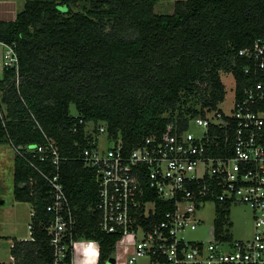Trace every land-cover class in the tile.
I'll list each match as a JSON object with an SVG mask.
<instances>
[{
  "label": "trees",
  "instance_id": "16d2710c",
  "mask_svg": "<svg viewBox=\"0 0 264 264\" xmlns=\"http://www.w3.org/2000/svg\"><path fill=\"white\" fill-rule=\"evenodd\" d=\"M157 2L24 0L13 20L0 21V38L18 57L17 67L1 70L0 145L53 141L77 221L74 240L97 242L98 264L113 257L119 236L98 227L96 175L79 159L89 141L78 120L103 125L126 147L161 135L172 121L185 125L223 101L221 72L242 90L246 65L238 52L264 35V0H180L172 14H156ZM147 198L154 221L172 208L148 191ZM13 199L33 209L30 239L13 240V264H53L50 187L16 154ZM215 226L221 232L223 221Z\"/></svg>",
  "mask_w": 264,
  "mask_h": 264
},
{
  "label": "built area",
  "instance_id": "2783aa9c",
  "mask_svg": "<svg viewBox=\"0 0 264 264\" xmlns=\"http://www.w3.org/2000/svg\"><path fill=\"white\" fill-rule=\"evenodd\" d=\"M0 49V69L17 67L14 45L0 38ZM238 57L245 60L246 82L237 92L234 79L230 114L219 104L203 108L204 116L187 119L185 125L172 121L161 135L147 136L133 147L110 138L103 125L78 120L89 141L79 159L96 175L98 227L119 236L114 263L122 250L127 264L143 256L151 264H264V35ZM192 127L199 129L197 136ZM11 147L50 187L46 211L51 214L47 233L53 264H78L74 253L80 241L73 236L77 221L61 183L62 158L56 146L48 140L44 145ZM147 191L172 205L157 221ZM205 202L218 206L215 222L220 218L223 228L218 233L214 223L206 243L188 241L186 229L198 223L195 212ZM235 204L249 205L253 211L252 236L245 241L223 232L229 227V207ZM83 241L84 262L98 264V243Z\"/></svg>",
  "mask_w": 264,
  "mask_h": 264
},
{
  "label": "rangeland",
  "instance_id": "374dc122",
  "mask_svg": "<svg viewBox=\"0 0 264 264\" xmlns=\"http://www.w3.org/2000/svg\"><path fill=\"white\" fill-rule=\"evenodd\" d=\"M180 0H158L154 6L156 14H172L174 4ZM24 0H0V21H11L23 8ZM1 66V49H0ZM1 78V69H0ZM220 79L225 89V97L218 108L225 114H230L234 97V77L225 72L220 73ZM72 115H76L74 106H70ZM88 124V128H92ZM197 136L199 129H189ZM102 140V139H101ZM14 150L8 144L0 145V199L4 200L0 205V262L9 264V243L12 237L29 239L28 225L31 219L32 205L30 203H18L13 199V160ZM218 217V206L213 202H205L195 212L198 223L190 225L185 232V238L192 242L206 243L211 239L210 232ZM229 227L223 229L229 233L235 241H245L251 238L253 232V211L249 205L235 204L229 207ZM9 237V238H5ZM111 259L108 264H113ZM139 264H151L148 256L138 258Z\"/></svg>",
  "mask_w": 264,
  "mask_h": 264
},
{
  "label": "crops",
  "instance_id": "0c3cea01",
  "mask_svg": "<svg viewBox=\"0 0 264 264\" xmlns=\"http://www.w3.org/2000/svg\"><path fill=\"white\" fill-rule=\"evenodd\" d=\"M16 202V201H15ZM18 203H21V202H18ZM33 212V210H32ZM5 238H9V237H5ZM29 240L30 239V232H29V239H26V238H16V237H12L11 238V241L9 243V250L11 249V246L13 244V240ZM86 245V242H84L83 240H81L78 244H77V247H76V251L74 253V260L78 263V264H90L89 262H84V247ZM128 251L131 252V248L128 249ZM10 252V251H9ZM128 256L124 254V252L121 250L118 252V260H117V263H114V264H127L126 263V258ZM138 261V260H137ZM0 264H7V263H2L0 262ZM9 264H13V258L11 257L10 255V259H9ZM136 264H139L138 262H136Z\"/></svg>",
  "mask_w": 264,
  "mask_h": 264
},
{
  "label": "water",
  "instance_id": "95a60500",
  "mask_svg": "<svg viewBox=\"0 0 264 264\" xmlns=\"http://www.w3.org/2000/svg\"><path fill=\"white\" fill-rule=\"evenodd\" d=\"M3 203H4V200H2V199H0V205H3ZM112 260V262H113V264H114V260L113 259H111ZM110 260V261H111Z\"/></svg>",
  "mask_w": 264,
  "mask_h": 264
}]
</instances>
